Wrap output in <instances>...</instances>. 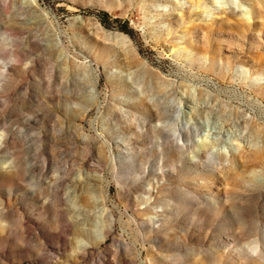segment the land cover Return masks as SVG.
<instances>
[{
    "label": "rangeland",
    "instance_id": "obj_1",
    "mask_svg": "<svg viewBox=\"0 0 264 264\" xmlns=\"http://www.w3.org/2000/svg\"><path fill=\"white\" fill-rule=\"evenodd\" d=\"M0 264H264V0H0Z\"/></svg>",
    "mask_w": 264,
    "mask_h": 264
}]
</instances>
